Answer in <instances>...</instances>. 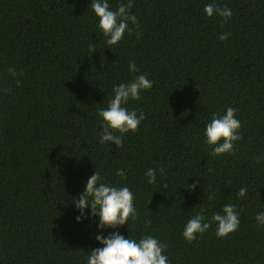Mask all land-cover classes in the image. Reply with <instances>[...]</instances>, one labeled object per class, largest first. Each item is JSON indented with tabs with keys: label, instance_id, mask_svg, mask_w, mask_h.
<instances>
[{
	"label": "trees",
	"instance_id": "trees-1",
	"mask_svg": "<svg viewBox=\"0 0 264 264\" xmlns=\"http://www.w3.org/2000/svg\"><path fill=\"white\" fill-rule=\"evenodd\" d=\"M127 2L108 0L112 10ZM213 2L233 15L208 17ZM90 3L0 0V264H87L102 247L95 237L113 231L158 238L169 264H264V225L255 219L264 212V0H132L139 26L129 23L111 46ZM223 33L231 35L220 41ZM133 61L138 72L128 70ZM139 74L152 87L123 106L145 119L122 148L101 144L98 111L113 87ZM228 107L241 139L213 157L205 125ZM95 171L132 191L136 220L98 229L86 208L77 221L73 201ZM225 204L239 213L237 231L217 238L212 222L184 240L189 219L203 209L209 222Z\"/></svg>",
	"mask_w": 264,
	"mask_h": 264
},
{
	"label": "clouds",
	"instance_id": "clouds-1",
	"mask_svg": "<svg viewBox=\"0 0 264 264\" xmlns=\"http://www.w3.org/2000/svg\"><path fill=\"white\" fill-rule=\"evenodd\" d=\"M90 6L98 18L97 27L107 38L106 43L110 46L116 45L123 39L124 33L129 30V23L139 26L137 17L130 14L132 0L118 4L115 10L110 8L108 0H91ZM203 10L208 17L216 15L222 17L224 21L233 15L229 8L218 7L214 2L206 4ZM230 35V33H223L218 39L224 41ZM128 70L129 72L139 71L134 61L129 63ZM8 71L13 78L16 77L15 69L10 68ZM16 83L19 86V81ZM151 87L152 81L144 74H139L127 83H120L113 87L114 96L109 100L107 108H101L97 113L102 121L101 144L111 142L117 148H122L124 135L138 130L140 123L145 119L144 114L141 112L137 115L136 110L129 111L123 105L130 99L140 100V92ZM236 113L237 109L228 107L222 116L213 113L210 122L205 125V142L212 146L211 156L217 157L234 152V142L241 139L239 134L241 123L236 118ZM158 171L161 176L165 174L163 168ZM156 172L157 169L153 168L146 171L145 176L149 184L156 183ZM116 175L123 178L125 172L117 169ZM101 181L102 177L95 171L87 180L83 193L73 201L80 211L77 221L84 217L86 208L90 209L91 216L99 218L98 229H116L127 225L129 219L136 220L137 212L133 203L132 191L127 186H110ZM191 187L195 185H190ZM163 188L166 189L167 184L163 185ZM246 193L247 188L242 187L237 196L244 197ZM212 198L210 195L209 199ZM203 211L202 209L200 214L189 219L184 226L182 236L186 242L195 241L198 234L202 236L210 228L212 222L217 225L215 232L217 238H225L237 231L240 219L235 205L225 204L222 213L213 214L209 222H205ZM255 219L259 225H264V212L257 213ZM95 239L102 247L89 252L87 264H169V258L164 254L167 244L152 235H144L137 241L132 238L126 239L123 235L113 231L107 237L97 235Z\"/></svg>",
	"mask_w": 264,
	"mask_h": 264
}]
</instances>
